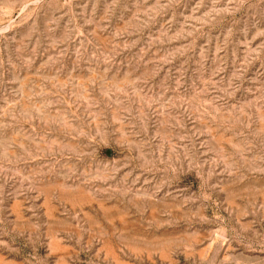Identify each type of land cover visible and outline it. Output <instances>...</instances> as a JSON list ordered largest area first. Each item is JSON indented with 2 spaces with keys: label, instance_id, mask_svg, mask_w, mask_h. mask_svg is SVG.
I'll list each match as a JSON object with an SVG mask.
<instances>
[{
  "label": "rangeland",
  "instance_id": "374dc122",
  "mask_svg": "<svg viewBox=\"0 0 264 264\" xmlns=\"http://www.w3.org/2000/svg\"><path fill=\"white\" fill-rule=\"evenodd\" d=\"M0 264H264V0H0Z\"/></svg>",
  "mask_w": 264,
  "mask_h": 264
}]
</instances>
